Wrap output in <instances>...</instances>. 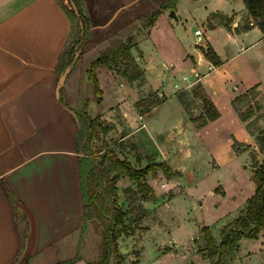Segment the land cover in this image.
<instances>
[{"label": "crops", "instance_id": "obj_1", "mask_svg": "<svg viewBox=\"0 0 264 264\" xmlns=\"http://www.w3.org/2000/svg\"><path fill=\"white\" fill-rule=\"evenodd\" d=\"M116 1L107 23L116 21V36L120 39L128 41L134 37L132 42L135 45L130 51L143 70V77L127 81L119 77L115 68L96 67L100 94L95 100L86 98L84 106L89 116L99 115L111 120L113 107L117 106L120 110L117 99L106 110L95 109L94 102L100 104L106 94L101 75L105 82L112 81V85L116 81L117 85L124 82L127 88L134 90L131 96L127 93L122 98L131 105L133 115L129 117L127 111L121 112L127 130L120 139L140 134L141 139L146 138L148 143L151 141L153 147H157L161 160L178 170L177 165H170L171 160L187 148L180 143L167 144L164 137L151 133L142 121L151 109L164 103L161 101L162 90L147 83L144 75L146 60L141 47L149 39L161 65L170 66L167 72L172 76L181 72L180 85L174 83L176 89L173 90L177 99L176 109L189 119L192 141L210 157V163L217 167L226 165L236 160L238 154L247 151L243 148L235 150L232 145L234 140L250 149H257L254 135L231 104L232 98L248 88L256 87L264 92V77L257 61V56L264 51L262 48L252 51L259 43H263L264 47V31L256 25L235 29L247 16L244 3L239 11H212L214 7L205 9L207 12L199 20L201 28L193 29L190 43L185 29L170 22L178 17L175 13V18L172 17L169 11L176 12L179 3L191 5V9L199 8L207 0H177L172 8L162 9L153 23L146 27L140 24L138 11L144 6L148 10L157 7L163 0ZM225 3L229 5L232 2ZM67 5V0H0V264H10L21 258L30 232V253L25 264H35L47 251L60 254L75 251L81 242V151L75 118L77 111L71 102L80 100L82 96L83 77L93 87L87 68L94 56L88 63L83 62L82 67L77 66L79 62L70 66L57 95V65L60 57L64 59L62 52L71 33L70 16L64 8ZM114 12L115 15H112ZM211 13L221 14L231 21L226 26L215 17L210 19L212 26L208 27L206 22ZM196 30H199V38ZM165 42L177 52L176 68L172 61L164 59ZM200 46H210L221 63L211 64L203 56ZM196 84H200L202 93L218 111L216 118L203 124L191 119L192 107L187 110L186 102L182 103L177 97L178 93L192 94ZM146 90L156 94L154 99L158 101L140 112L135 103L143 101ZM92 92L95 95L94 89ZM191 99L195 100L193 95L187 101ZM135 117L139 121L132 125V118ZM185 143L191 145L188 141ZM181 176L180 172L176 182L182 185ZM214 189L224 193L220 184ZM177 192L173 188V194ZM242 208L238 209V214ZM261 251L264 249L258 252ZM77 262L86 264L83 259H77L72 264Z\"/></svg>", "mask_w": 264, "mask_h": 264}, {"label": "rangeland", "instance_id": "obj_2", "mask_svg": "<svg viewBox=\"0 0 264 264\" xmlns=\"http://www.w3.org/2000/svg\"><path fill=\"white\" fill-rule=\"evenodd\" d=\"M229 1L232 3L227 5L225 2ZM77 2L79 4H76ZM67 3L68 7L74 4L83 15L80 20V17L70 9L71 33L63 52L71 46L74 47L75 41H78L75 50L78 51V57L72 66L79 62L77 66L82 67L83 62L88 63L91 57H95L103 49L111 37L116 36L118 24L114 20L107 23V19L112 13L111 9L117 5V1L67 0ZM190 6L179 3L176 12L174 11L178 19H172L170 22L182 30L185 29L186 39L191 43L193 29L201 28L199 20L205 15L206 10L214 7L212 11L221 12L224 9L239 11L243 7V0H207L199 8L191 9ZM156 8L152 7L148 10L147 6H144V9L138 11L142 27H146L144 23ZM244 21L245 19L242 20V24ZM104 23L106 25L100 26ZM105 37L108 38L103 41ZM133 39L134 37L128 42H132ZM165 48L166 51H163L165 61H172L176 68L175 48L168 46L166 42ZM260 48L264 51L263 43H259L252 51ZM141 49L146 60L145 79L152 87L157 86L162 90L161 101L164 102L151 109L150 113L143 116L142 121L151 133L164 137L167 144L180 143L187 150L175 154L176 158L171 160L170 165H177L176 168L180 171L169 167L177 174L174 173L167 178L162 170L157 169L155 173L145 175V181L152 191L150 196L137 191L134 181L127 176H116L117 202L128 211L125 216L128 229H134L132 233L121 234L117 238L118 249L124 254L121 264H212L215 256L212 258L206 256V241L201 227L208 226L217 245L226 231L233 226L238 209L244 206L247 197L254 192L249 168L251 169L253 163L252 157L257 162L264 157V142L261 148L255 142L257 149H250L236 141L238 149L243 148L247 151L238 154L237 159L231 163L218 167L212 165L205 151L198 149L193 143L189 119L176 109L177 99L173 90L176 89L174 83L180 85L181 72H176L175 76L167 72L170 66L161 65L149 39L143 42ZM257 61L264 77V53L257 56ZM117 66L120 68L121 64ZM100 78L106 94L100 104L94 102L95 109L106 110L109 105L116 103L112 101L117 99L120 101L117 103L121 111L117 106L113 107L110 112L112 121L100 118L99 115L93 117L98 122V126L92 147L98 149L102 147L103 142H106L119 157L127 158L134 166H143L149 158L156 162H165L161 160V155H158L157 147H153L151 141L148 143L146 138L141 139L140 134L120 139L127 130L121 112L127 111L129 117L133 115L131 105L122 98L127 93L131 96L134 90L127 88L124 82L117 85L116 81V84L114 82L115 85H112V81L105 82L102 75ZM87 81L86 77L82 78L80 100L71 102L75 111L84 107L87 97L96 99V95L92 92L93 87ZM193 90H196V86L192 88ZM190 93L189 95L183 93V102H186L187 110L192 107L190 117L198 124L205 116L202 101L194 96L195 100L187 101V98L192 96ZM242 93H245L244 97L236 102V107L244 114L248 112L245 125L248 131L257 134L264 127V92L260 88L252 87ZM154 95L156 94L151 90H146L140 103L146 107L150 100L153 101ZM137 121L139 120L136 117L132 118V125H136ZM186 141L191 145L186 144ZM180 172L182 175L180 182L183 186L176 182ZM218 184L223 188V194L214 189ZM173 188L178 190L177 194H173ZM100 232V225L95 220H88L83 230L84 236L80 235L81 242L77 250L66 254L47 251L35 264H53L72 257L83 259L85 262L97 260ZM29 235L31 236V232ZM259 247L262 248L258 249ZM262 249H264V231L260 230L256 238L240 237L225 246L223 264H264V251L258 252ZM109 264H113V259H110Z\"/></svg>", "mask_w": 264, "mask_h": 264}, {"label": "trees", "instance_id": "obj_3", "mask_svg": "<svg viewBox=\"0 0 264 264\" xmlns=\"http://www.w3.org/2000/svg\"><path fill=\"white\" fill-rule=\"evenodd\" d=\"M176 0H164L160 2L155 10L150 13L147 21L144 23L148 26L153 23L156 16L162 9L173 7ZM246 9V18L243 24L236 26L235 29H246L252 25H256L264 31V0H243ZM76 4H79L77 2ZM74 5V4H72ZM70 16L72 6L64 7ZM76 15L81 18L82 12L76 8ZM219 18L218 20L228 25L231 19L218 13H211L207 18V26L211 27L210 19ZM81 38V37H80ZM79 38V40H81ZM78 41H75V46L67 48L62 52V57L57 65V75L68 64H73L77 59H73ZM133 42H128L120 39L118 36H113L109 40L107 46L98 52V54L90 61L87 74L91 81L95 95L100 94L98 82L95 74V69L98 66L104 65L115 68L116 72L123 76L127 81H133L143 77V70L137 64L130 48L134 46ZM203 56L213 65H219L221 60L210 46H200ZM67 55V56H66ZM61 56V55H60ZM121 67L118 68V64ZM252 88V87H251ZM245 93L236 95L231 100V104L242 121L246 120L248 112L244 114L236 107V102L241 101ZM194 97L202 101L204 118L199 124L205 123L207 120L214 119L218 116V111L213 103L204 96L201 91L200 84H196V90L192 91ZM177 97L183 103V93H178ZM158 99L149 101L145 107L139 101L135 103L140 112L146 110L150 105L156 103ZM77 124V137L81 155L79 157V181H80V196L82 201V223L80 225V235L83 232L88 220H95L101 227L100 241L98 244L99 257L97 260L88 261L86 264H109L110 259H113V264H121L124 260V254L119 251L117 246V238L119 235H128L134 231L133 228L128 229L125 222L127 210L117 202L116 194V176H127L135 183L137 191L143 192L145 195H152L151 187L145 181L147 173H155L157 169L163 171L167 178H170L174 173L165 162H156L149 158L145 165L134 166L125 157H119L117 153L106 143H102V147L94 149L92 140L96 134L98 122L93 117H90L86 111V106L75 113ZM250 133H252L250 131ZM255 142L261 148L264 142V127L257 134H254ZM237 142L234 140L233 146L238 150ZM251 178L254 183V192L247 197L240 213L234 218L233 226H231L219 243H214L213 237L210 234L208 226H202L201 231L204 233L206 241V256L214 257L212 264H223L222 257L225 246L234 242L240 237L256 238L259 231H264V157L257 162L252 157ZM9 194V192H8ZM230 225V224H229ZM228 226V225H227ZM225 226V228L227 227ZM77 260L76 257L56 261L53 264H72ZM10 264H19V260H15Z\"/></svg>", "mask_w": 264, "mask_h": 264}, {"label": "water", "instance_id": "obj_4", "mask_svg": "<svg viewBox=\"0 0 264 264\" xmlns=\"http://www.w3.org/2000/svg\"><path fill=\"white\" fill-rule=\"evenodd\" d=\"M71 6H72L74 12L76 13V9L74 8V5H71ZM115 13L116 12H114L112 15H115ZM169 13H170V15L172 17L175 18L174 11L172 9L169 11ZM77 54H78V51H75L74 52V55H73V59L76 57ZM70 66H71V64L66 65L63 68V70L58 75V78H57V81H56V85H55V93L57 95H58L59 89L62 86V84L64 82V79H65V77H66V75H67V73H68V71L70 69ZM31 237H32V233H31V236H29V238H28V241L26 243L25 250L23 251V254H22L21 258L19 259V264H25L26 259H27L28 255L30 253V240L29 239H31Z\"/></svg>", "mask_w": 264, "mask_h": 264}, {"label": "built area", "instance_id": "obj_5", "mask_svg": "<svg viewBox=\"0 0 264 264\" xmlns=\"http://www.w3.org/2000/svg\"><path fill=\"white\" fill-rule=\"evenodd\" d=\"M196 35H197L198 38H199V30H196Z\"/></svg>", "mask_w": 264, "mask_h": 264}]
</instances>
